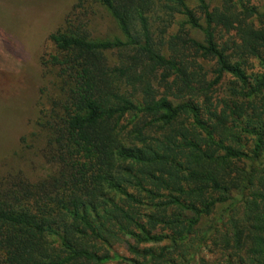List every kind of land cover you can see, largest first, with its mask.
<instances>
[{"label": "trees", "instance_id": "trees-1", "mask_svg": "<svg viewBox=\"0 0 264 264\" xmlns=\"http://www.w3.org/2000/svg\"><path fill=\"white\" fill-rule=\"evenodd\" d=\"M194 1L195 7L187 0H76L72 21L48 35L54 49L49 62L68 85L59 120L53 118L50 126L62 167L38 188L0 192V264H104L112 241L125 236L148 245L128 247L152 264H188L194 239H216V234L243 247V230L233 215H228V232L222 213L200 234L197 229L225 202L229 211L239 202L250 209L254 198L264 196L257 189L263 177L253 170L255 161L264 158V26H253L257 12L241 0H221L219 6ZM88 2L109 12L124 40L91 39L75 24ZM238 5L242 9L236 12ZM160 9L169 17L181 15L203 35L202 40L181 39L213 61V79L199 88L214 89L228 75L233 94L259 96L263 113L256 123H238L231 130L224 113L204 111L193 99H154L148 83L144 98L121 91L123 79H142L144 61L182 73L177 60L161 54L152 37L150 19ZM232 30L236 38L219 41ZM122 49L133 51L129 61L111 66L106 52ZM249 57L259 69L247 73L243 64ZM127 116L133 121L129 130L120 126ZM181 116L189 127L178 120ZM156 125L163 138L148 141L147 129ZM242 133L251 138L250 147ZM247 191L253 199L245 197ZM249 217L254 246L237 256L236 264H264V212ZM214 262L224 264V259Z\"/></svg>", "mask_w": 264, "mask_h": 264}, {"label": "rangeland", "instance_id": "rangeland-1", "mask_svg": "<svg viewBox=\"0 0 264 264\" xmlns=\"http://www.w3.org/2000/svg\"><path fill=\"white\" fill-rule=\"evenodd\" d=\"M206 1L210 6L221 4V0ZM241 1L248 7H254L257 12L252 16L253 26H264V0ZM187 2L191 7L196 5L194 0ZM75 4L76 0H0V192L10 188L23 189L25 186L28 189L38 188L41 184L51 182L61 171V156L52 143L50 126L55 122L53 118L59 120L68 85L58 69L49 62L54 49L47 37L56 28L68 23V19L72 21L69 13ZM237 9L242 8L238 5L236 12ZM154 16V19L151 16L150 23L157 50L167 58H175L182 73L144 61L139 67L144 72L142 79H123L119 83L121 91L133 99L144 98L147 96L145 85L148 83L154 99L160 95H166L174 102L193 99L202 105L204 111L209 109L218 115L224 113V123L231 130L236 131L235 125L238 123H256L263 113L259 96L245 98L233 94L230 83L232 78L228 75L214 89L204 91L199 88L213 79V61L185 46L181 39L187 35L202 40L201 31L185 24L179 14L169 17L160 9ZM78 20L75 24L81 25L91 39L124 40L115 19L95 2L87 3ZM176 35H179L177 40L173 38ZM234 35V30L222 33L219 41L234 39ZM132 54L130 49L106 52L111 66L121 60L129 61ZM243 66L247 73L259 69L258 61L253 57H249ZM185 82L193 89L187 88ZM147 119L151 123V117ZM178 120L183 121V126L189 127V121L184 116ZM120 123L121 127L132 129L130 116ZM147 131L151 134L148 141L163 138L157 125L149 127ZM247 137L242 133L245 147H250L251 138ZM249 164V161L244 164V170L249 169ZM253 170L257 177H263L257 189L264 195L263 156L255 161ZM246 194L245 197L253 199L250 192ZM234 195L239 197L237 191L233 192ZM254 199L255 204L250 209L241 202L231 211L229 202L217 206L209 216L201 220L197 229L200 234L217 214L222 213L221 223L224 221V229L228 232V215H233L243 230L242 248L236 247L232 241L226 243L218 234L216 239L198 241L196 238L193 241L195 251L188 264H214L221 257L224 264H227V260L236 264V257L254 246L250 229L252 219L249 215L264 212V196ZM129 243L139 248L148 246L146 243L136 244L128 236L114 239L108 252L110 258L104 264H152L142 255L131 252ZM170 254L169 258H175L173 253ZM174 261L177 264V260Z\"/></svg>", "mask_w": 264, "mask_h": 264}]
</instances>
